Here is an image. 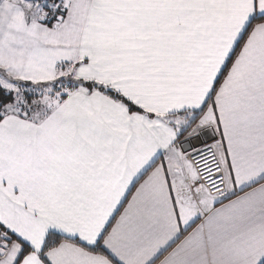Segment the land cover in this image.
<instances>
[{
  "label": "snow or ice",
  "instance_id": "1",
  "mask_svg": "<svg viewBox=\"0 0 264 264\" xmlns=\"http://www.w3.org/2000/svg\"><path fill=\"white\" fill-rule=\"evenodd\" d=\"M0 264H264V0H0Z\"/></svg>",
  "mask_w": 264,
  "mask_h": 264
}]
</instances>
